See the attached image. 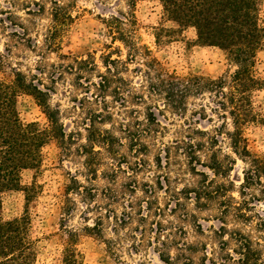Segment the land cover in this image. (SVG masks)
Instances as JSON below:
<instances>
[{
  "label": "rangeland",
  "instance_id": "obj_1",
  "mask_svg": "<svg viewBox=\"0 0 264 264\" xmlns=\"http://www.w3.org/2000/svg\"><path fill=\"white\" fill-rule=\"evenodd\" d=\"M57 1L67 4L73 17L61 33L58 53L44 40L53 25L52 0H0V81L11 82L19 71L48 90V103L58 110L65 133L63 141L46 140L39 168L22 171V186L37 187L31 199L26 201L23 190L3 196L4 219L28 208L35 264H61L68 229L79 233L81 264H167L160 253L169 255V264H225L215 234L220 226L240 230L264 256V203L256 200L263 196L256 187L239 196L246 163L230 147L231 120L215 110L208 92L190 95L178 110L153 89L165 73L229 79L235 66L225 52L197 44L195 29L168 20L159 0H136L135 51L113 41L102 20L125 11L126 0ZM259 17L264 25V0ZM60 53L70 58L61 59ZM88 56L97 70L81 75L67 70L71 57ZM105 57L117 59L110 72ZM254 71L264 80V44ZM98 72L106 76L104 89L97 85ZM15 99L22 123L48 127L32 95L18 91ZM252 100L264 120V87ZM91 124L102 131L93 134L109 145L96 144L94 154H85ZM244 135L252 153L264 154V122L249 124ZM73 178L92 188L94 198L72 190L68 197L74 205L66 212ZM223 183L237 209L222 211ZM99 216L113 251L83 230ZM225 238L226 250L232 248Z\"/></svg>",
  "mask_w": 264,
  "mask_h": 264
},
{
  "label": "trees",
  "instance_id": "obj_2",
  "mask_svg": "<svg viewBox=\"0 0 264 264\" xmlns=\"http://www.w3.org/2000/svg\"><path fill=\"white\" fill-rule=\"evenodd\" d=\"M168 20L174 21L179 28L193 27L196 31V42L202 46H214L222 49L228 60L235 66L229 79H206L202 76H192L187 79L165 73L158 77L157 89L164 93L170 104L180 110L190 95L208 92L213 95L215 110L221 112L222 118L231 120V130L226 131L230 139L232 151L244 162L243 179L238 191L243 196L247 191L256 187L263 199H256L264 203V154L252 153L248 148V140L244 131L249 124L261 123L264 120L253 109V92L264 87V80L256 76L254 65L257 52L264 44V25L260 22V0H159ZM127 9L116 15L103 18L109 36L113 41H119L132 51L138 50L134 41L137 19L135 16L136 0H126ZM53 25L45 35L44 40L49 50L58 53L60 50L61 33L65 26L73 19L69 7L57 0H52ZM146 52H149L148 48ZM59 58L68 59L69 55L59 54ZM72 62L65 66L67 70L78 69L79 74L93 72L96 63L92 57H71ZM117 59L105 57L102 61L105 71L110 72L111 65ZM74 62V63H73ZM74 65V66H73ZM97 85L105 88L106 76L98 72ZM18 91L29 93L43 109L49 125L46 129L36 123H22L16 109V94ZM48 90L41 88L34 80L17 71L11 82L0 81V264H35L37 258L36 240L31 235V218L26 207L17 217L4 219L2 217L3 196L11 191L23 190L26 201L30 200L36 190V184L23 187L21 173L27 169H37L42 164V149L48 138L63 141L65 137L63 125L59 119L58 110L48 103ZM181 105V106H180ZM216 112V113H217ZM99 123H103L100 121ZM224 125V124H223ZM222 125L216 129L219 131ZM88 135L82 149L85 154L95 153L93 147L98 144L109 145L108 141L96 137L93 133L102 132L94 125L87 128ZM138 135L137 140H140ZM214 138V137H213ZM215 140V139H214ZM215 162L218 163L217 159ZM93 169L92 165L90 166ZM218 170V167H212ZM74 186L71 191L66 189L68 212L74 205L69 194L76 191L85 199H92L93 189L81 185L73 178ZM227 185L221 184L224 207L227 212L233 205L232 195H227ZM88 221V219L84 218ZM103 217L94 219L91 226L86 225L83 230L104 243L113 251L111 241L103 234ZM124 221V220H123ZM121 221V222H123ZM220 238L223 251L222 258L225 264H264V256L252 240L240 230L228 231L224 226L215 230ZM79 233L72 229L67 230V238L63 244L61 264H81L82 254L77 248ZM230 238L234 246L227 249ZM159 258L169 264V255L159 254Z\"/></svg>",
  "mask_w": 264,
  "mask_h": 264
}]
</instances>
